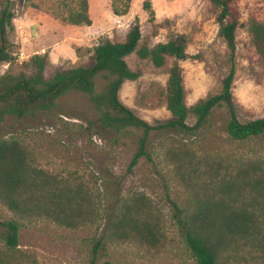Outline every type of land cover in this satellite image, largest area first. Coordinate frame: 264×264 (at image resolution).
I'll return each mask as SVG.
<instances>
[{"label": "rangeland", "instance_id": "374dc122", "mask_svg": "<svg viewBox=\"0 0 264 264\" xmlns=\"http://www.w3.org/2000/svg\"><path fill=\"white\" fill-rule=\"evenodd\" d=\"M90 25L61 21L66 12L58 0H11L10 62L0 63V76L29 73L30 56L48 53L45 74L87 66L93 48L103 39L122 41L134 17L142 28L141 45L153 47L182 37L197 57L179 59L187 105L219 93L231 70L229 48L219 35V8L212 0H132L125 15L113 13L110 0H87ZM243 26L237 29L232 82L233 104L241 120L264 117V56L249 29V19L264 23V0H230ZM6 0H0V10ZM136 52L127 57L136 80H125L118 92L124 104L151 124L167 122L172 113L165 95L168 70ZM106 78L95 79L99 90ZM231 112L215 107L206 123L190 132L179 127L151 131L146 150L132 171L129 162L143 131H117L99 121L89 95L76 90L58 98L56 107L31 115L7 116L0 122V142L17 141L37 179L26 198L25 212L0 200V264H197L181 223L203 206L240 204L264 212V133L235 139L227 131ZM196 117L188 118L194 124ZM144 198L139 213L155 234L116 230L125 206ZM264 216V214H263ZM19 223L18 246H7L2 222ZM101 245L95 249L97 241ZM219 264H264L262 252L249 245L226 252Z\"/></svg>", "mask_w": 264, "mask_h": 264}, {"label": "trees", "instance_id": "16d2710c", "mask_svg": "<svg viewBox=\"0 0 264 264\" xmlns=\"http://www.w3.org/2000/svg\"><path fill=\"white\" fill-rule=\"evenodd\" d=\"M10 1L0 10V63L10 62L11 41L9 32L14 28L12 18L14 12ZM132 0H110L113 13L125 15L129 11ZM219 8L217 16L221 28L219 35L226 42L232 61L231 70L222 79L219 93L209 95L189 106L184 95L182 67L179 59L197 57L187 51V44L182 37H173L167 42H160L149 47L141 45L142 28L137 17H134L125 38L122 41L110 38L101 40L94 48L92 62L87 66L58 69L52 75L45 74L49 62L48 53L36 52L30 56L32 70L17 75L0 76V122L7 116L23 117L40 110H50L57 105L58 98L71 90L89 95L97 112L99 121L105 127H113L117 131L135 127L142 129L138 138L137 150L128 166L132 171L138 159L145 156L150 159L146 145L150 133L159 127H179L184 131H196L203 126L215 107L227 105L231 119L227 131L235 139H246L264 133V117L241 120L235 112L232 94V82L236 71L235 59L237 50V29L243 26L238 11L232 7L230 0H212ZM58 5L66 12L57 11L55 16L72 25H90L91 18L87 0H58ZM143 9L148 11L150 19L154 11L149 0L143 2ZM249 29L258 51L264 56V23L255 18L249 19ZM136 52L143 59H150L156 67H163L168 57L176 61L168 70L165 95L167 108L172 117L159 125H154L139 116L133 109L124 104L118 92L125 80H136L139 73L131 70L127 57ZM98 74L106 78L104 85L97 90L95 79ZM196 117L194 124L188 118ZM37 179L31 173L27 163L25 149L17 141L2 140L0 142V200L14 211L25 212L27 197L31 193L32 183ZM39 187V186H38ZM144 198L137 196L132 204L125 206L126 211L119 219L116 235L130 237L131 233L154 238L155 234L145 220L140 221L139 213L143 211ZM264 212L250 206L240 204H222L203 206L193 216L181 223L189 249L197 264H219L226 252L234 251L240 245L258 248L264 258ZM6 228L4 237L11 249L18 246L19 223L15 219L2 222ZM101 245L97 241L95 249Z\"/></svg>", "mask_w": 264, "mask_h": 264}, {"label": "crops", "instance_id": "0c3cea01", "mask_svg": "<svg viewBox=\"0 0 264 264\" xmlns=\"http://www.w3.org/2000/svg\"><path fill=\"white\" fill-rule=\"evenodd\" d=\"M39 53H41V52H39Z\"/></svg>", "mask_w": 264, "mask_h": 264}, {"label": "water", "instance_id": "95a60500", "mask_svg": "<svg viewBox=\"0 0 264 264\" xmlns=\"http://www.w3.org/2000/svg\"><path fill=\"white\" fill-rule=\"evenodd\" d=\"M1 223V222H0Z\"/></svg>", "mask_w": 264, "mask_h": 264}]
</instances>
